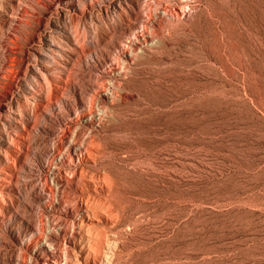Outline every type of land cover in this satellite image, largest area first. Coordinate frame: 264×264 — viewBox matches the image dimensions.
<instances>
[{
  "label": "rangeland",
  "instance_id": "obj_1",
  "mask_svg": "<svg viewBox=\"0 0 264 264\" xmlns=\"http://www.w3.org/2000/svg\"><path fill=\"white\" fill-rule=\"evenodd\" d=\"M132 1L110 0L77 18L69 2L55 10L49 5L56 0H22L18 32L12 40L2 34L12 53L1 67L0 104L26 124L27 112H40L26 99L24 80L14 79L24 45L34 56L58 44L64 48L58 63L77 81L95 83L87 96L99 108L101 118H91L101 152L88 169L109 177L108 197L120 210L107 228L115 256L102 264H264V0H189L184 15L161 19L131 61L110 71L102 60L89 71V48L128 22L129 12L118 4ZM173 1L140 0L152 15ZM11 6L13 0H0L7 13ZM67 26L83 46L74 53ZM110 80L117 94L102 101L98 90ZM80 112L72 130L85 128L89 111ZM15 125L1 114L0 184L3 158H16L8 142ZM31 129L16 149L23 160L44 142L65 148L66 136ZM14 165L0 221V260L12 254L15 264H41L45 253L27 221L55 240L70 218L50 198L36 199L29 212L25 202L42 190L43 179L23 178L19 161Z\"/></svg>",
  "mask_w": 264,
  "mask_h": 264
},
{
  "label": "bare ground",
  "instance_id": "obj_2",
  "mask_svg": "<svg viewBox=\"0 0 264 264\" xmlns=\"http://www.w3.org/2000/svg\"><path fill=\"white\" fill-rule=\"evenodd\" d=\"M13 1L15 6H11L8 13L0 7V16L4 21V27L0 28V74L9 64L8 56L12 53L3 44L2 34L12 40L18 32L16 27L21 22L22 14L19 6L22 0ZM61 2L71 4V9L76 12L75 15L77 14L75 17H81L87 11L106 8L111 4L110 0H56L54 3L50 2L52 4L49 7L56 10L58 3ZM188 2L189 0H174L172 5L163 6L162 12L154 15L146 13L140 0L126 2V6L118 4L119 9L123 12L128 11L131 18H128L127 23L113 27L107 40L98 41L89 48L90 60L84 62V67L90 71L103 60L110 71L113 68H120L121 63L131 61L134 52L138 49L137 45L145 42L147 37H151L153 28L158 30L161 28V19L165 15L176 17L184 15ZM66 30L71 43L75 46L69 51L72 53L79 51L83 46L78 40L76 30L71 31L70 26H67ZM48 45L50 53L44 51L34 56L24 45L22 67H18L14 72L15 81L24 80L29 89L26 99L32 100L35 110L40 109L38 115L34 116L31 111L25 112L26 119L30 121V124H26L20 116H15L7 106L0 104V116L9 115L17 122L14 129L17 138L9 137L8 141L15 147L13 150L16 154H13L16 158L13 156L12 162L3 158L5 165L4 182L0 184V221L4 220V208L7 206L4 194L9 195L10 190L13 189L11 184L14 181L12 177L17 160L23 178L36 176L43 179L42 190L39 193L29 194L25 208L32 212L35 207L33 201L50 198L53 202L63 204L61 209L70 218L68 224L61 229V238L56 237L55 240L50 236L44 237L34 223L27 221V226L33 234H36L35 240L41 243L45 253L41 256L43 259L41 264L108 263L114 258L115 250L109 246L107 228L116 224L120 210L119 206L111 202L108 197V193L112 190L109 177L98 169H94L95 172L88 169L97 165L98 155L101 152L93 135L96 127L91 118L92 114H95L94 117L100 119V112L92 102V98L87 96L90 90L96 89L95 83L89 80L77 81L67 65L58 63L61 49L64 48L53 42ZM98 92L102 101L112 102L114 95L117 94L116 84L110 80L107 89L102 88ZM80 110L89 111V114L83 118L85 128L72 130L75 120L80 119L77 118ZM31 128H36L45 136L61 138L66 136L65 148H58L54 144L47 145L44 142L37 150L25 153L27 159L23 160L20 151L16 149L26 137L28 130H32ZM65 202L67 204L64 205ZM20 221L22 222V219ZM7 229L12 230L11 224ZM94 232H97V236L93 238L91 234ZM16 260L18 257L10 254L9 258L0 260V264H15Z\"/></svg>",
  "mask_w": 264,
  "mask_h": 264
}]
</instances>
